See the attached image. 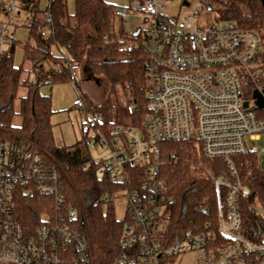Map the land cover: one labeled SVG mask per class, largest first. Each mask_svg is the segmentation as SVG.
Wrapping results in <instances>:
<instances>
[{
    "label": "built area",
    "instance_id": "2783aa9c",
    "mask_svg": "<svg viewBox=\"0 0 264 264\" xmlns=\"http://www.w3.org/2000/svg\"><path fill=\"white\" fill-rule=\"evenodd\" d=\"M22 0H9L1 8L13 15ZM158 0H133L118 7L117 16L132 11L148 23L145 33L147 101L136 116L138 103L127 111L131 123L114 122L107 130L89 119L82 139L85 147H104L99 177L108 178L128 198L117 264H161L163 258L196 252L201 264H264V205L253 206L260 229L251 236L242 228L241 202L248 187L239 176L234 157L264 148L249 141L264 135V116L247 95L263 90L262 31L234 20L200 24L205 0H189L193 11L182 20L163 13ZM47 8H50V0ZM20 13V11H18ZM196 18V21H192ZM52 22L51 14L46 16ZM9 24L0 23L5 41ZM140 31V28H139ZM76 107L85 106L75 85ZM248 105L245 106V102ZM135 115V117H134ZM100 125V123H99ZM190 140L205 158H222L228 177L204 167L203 177L216 189V221L173 229L169 194L162 169L178 158L166 143ZM264 167V166H263ZM69 170V169H68ZM118 188V189H119ZM46 199L39 222L26 226L18 213L21 195ZM105 202L112 197L103 195ZM204 211L209 207L199 205ZM17 264H93V249L80 209L68 202L63 173L39 151L0 135V260Z\"/></svg>",
    "mask_w": 264,
    "mask_h": 264
},
{
    "label": "trees",
    "instance_id": "16d2710c",
    "mask_svg": "<svg viewBox=\"0 0 264 264\" xmlns=\"http://www.w3.org/2000/svg\"><path fill=\"white\" fill-rule=\"evenodd\" d=\"M205 2L210 9L216 8L223 19L234 20L245 28L262 31L264 37V7L261 0ZM20 7L32 15L29 24L32 41L23 45L24 58L30 60L40 74L37 81L31 82L27 125H13V101L22 77V66L14 62V49L0 51V135L27 144L60 169L68 202L77 206L82 213L92 244L93 264H117L123 250L121 236L125 219L119 220L116 217L113 204L111 201L105 202L103 195L113 193L119 186L108 178L98 176L96 169L100 162L94 160L88 161L86 166L81 161L79 175L70 174L55 149L50 120L53 112L51 96L43 94L39 88L41 82L73 81L74 68L83 59H87L90 71L102 74L109 81V93L115 91L118 85L130 93L138 103L136 116H139L147 101L145 57L140 56L145 53V40L143 42L138 36L139 31H115L118 6L107 0H74L73 12L68 9V0H50V8H41L40 0H22ZM48 14L52 16L51 23L46 21ZM45 25L50 30L46 37L42 32ZM134 40L136 44L130 43ZM53 46L59 53L53 52ZM262 60L264 66V51ZM43 62L49 63V68L44 69ZM86 96L84 93L83 110L92 112L95 118L100 114L102 120H96L95 127L107 130L116 122L109 115L113 107L111 97L108 94L98 103ZM259 114L264 116V110H259ZM166 147L178 154L177 160L166 162L162 169L169 194L174 197L170 215L173 229L194 224L202 226L207 220L215 227V183L191 170V165L198 157L194 142L174 141L166 143ZM203 159L215 175L228 177V167L222 158ZM234 160L240 178L249 189L241 202L242 228L255 236L261 225L253 206L258 202L264 205V167L259 154L254 151L237 155ZM45 202L46 199L39 195H21L18 213L24 225L34 227L39 222ZM201 203L209 207L210 211L199 208Z\"/></svg>",
    "mask_w": 264,
    "mask_h": 264
},
{
    "label": "rangeland",
    "instance_id": "374dc122",
    "mask_svg": "<svg viewBox=\"0 0 264 264\" xmlns=\"http://www.w3.org/2000/svg\"><path fill=\"white\" fill-rule=\"evenodd\" d=\"M8 1L9 0H0V23L5 25L9 24L8 36L5 41H3V37L0 34V51L13 48L14 62L16 65L22 66V77L13 101V125L24 126L27 125L29 119V95L27 96V89H25V87L30 86L25 83V80L35 82L38 80L39 74L35 72L34 64L30 60L24 58L23 45L32 41L29 27V24L32 22V15L27 10L17 7L15 13L10 17V15H7L1 8L2 4ZM107 1L115 3L118 7L129 8L133 0ZM48 4L49 0H40L41 8H47ZM158 4L163 6L161 8L163 13L177 16L178 20H182L186 14L193 11V7L182 5V0H158ZM68 9L70 12L74 11V0H68ZM18 11H20V13H18ZM192 21L195 22L196 18H193ZM221 21H223V18L220 16L218 10L216 8H211L205 9L202 12L200 24L219 23ZM147 25L148 23L140 13L131 11L125 18L120 16L116 17L114 29L117 33L121 30L132 33L140 28L138 36H140L144 42ZM42 32L45 37L49 35V27L45 25ZM130 43L136 44L135 40ZM52 50L55 53H59V50L55 46L52 47ZM140 56L145 57L146 55L143 53ZM87 61V59H83L81 63L74 68L75 79L73 81L56 83L41 82L39 88L43 94L51 96L53 112L50 116V120L56 142V153L61 162L69 169L70 174L74 176L80 173L79 165L83 156L88 154L99 160L107 154L104 147H85V144L82 142L89 123L88 121L93 118L94 115L92 112H87L74 105L73 100L77 97L74 81L77 80V85L81 88V91L88 97H91L93 102L100 103L109 94L113 102V107L109 110L111 120L121 123L132 122V117L127 111V105L133 101L130 93L122 85L116 86L115 91L109 93V81L102 74H96L90 71V68L87 67ZM49 66V63L43 62L44 69L49 68ZM23 97L24 99L21 100ZM247 98L252 102L254 101L252 94L247 95ZM247 141L249 147L257 145L258 147L264 148V135L261 140L249 141V139H247ZM163 148L166 149V145H163ZM259 157L261 165L264 166V151L259 153ZM200 163H203L204 167L211 169L203 157L198 154L197 161L192 165L198 166ZM192 165L191 170L196 175L202 176L203 171H205L203 170L204 167L193 169ZM108 194L112 197L111 203L113 204L116 217L119 220L125 219L128 198L124 190L116 188L113 193L108 192ZM161 261L162 264H201L196 252L184 253L173 258H163Z\"/></svg>",
    "mask_w": 264,
    "mask_h": 264
},
{
    "label": "water",
    "instance_id": "95a60500",
    "mask_svg": "<svg viewBox=\"0 0 264 264\" xmlns=\"http://www.w3.org/2000/svg\"><path fill=\"white\" fill-rule=\"evenodd\" d=\"M261 1L264 7V0H261ZM182 5L189 6V0H182ZM138 31L139 29L135 33H137ZM253 97L255 98L256 109L264 110V88L261 91L255 90L253 93ZM247 105H248V102L246 101L245 106ZM0 264H17V263L14 261L8 260V259H4V260H0Z\"/></svg>",
    "mask_w": 264,
    "mask_h": 264
},
{
    "label": "crops",
    "instance_id": "0c3cea01",
    "mask_svg": "<svg viewBox=\"0 0 264 264\" xmlns=\"http://www.w3.org/2000/svg\"><path fill=\"white\" fill-rule=\"evenodd\" d=\"M35 72H36V73H39L38 70H37V68H35ZM39 74H40V73H39ZM39 74H38V75H39ZM25 83H27V84L30 85L29 87H25V89H27V96H28V95H29V91H30V89H31V81L25 80ZM75 85L78 86V85H77V80L74 81V88H75ZM78 87H79V86H78ZM79 88H80V87H79ZM80 89H81V88H80ZM23 99H24V97H23L21 100H23ZM262 138H263V137H262ZM64 152H65V151H64Z\"/></svg>",
    "mask_w": 264,
    "mask_h": 264
}]
</instances>
